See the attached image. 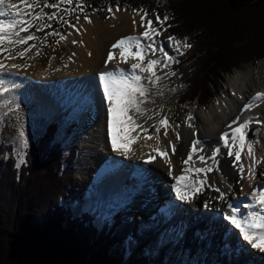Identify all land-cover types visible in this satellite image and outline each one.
I'll return each instance as SVG.
<instances>
[{
    "label": "bare ground",
    "instance_id": "obj_1",
    "mask_svg": "<svg viewBox=\"0 0 264 264\" xmlns=\"http://www.w3.org/2000/svg\"><path fill=\"white\" fill-rule=\"evenodd\" d=\"M142 16L140 13L114 8L105 19L91 15L88 17L91 20L89 23L81 18L63 41L64 46L69 50L67 63L56 65L53 62L49 68L32 69L22 63H15L14 57L6 63L1 60L0 63L5 64V68L0 70V88L5 92L17 86L22 88L27 86L29 94L42 106L48 107L52 99H57L65 111L71 110L73 116L79 114L82 120H85L89 125V133L86 134L82 155L77 159L78 188L83 193L81 199L87 201L99 197L102 186L108 198L111 196L119 198L116 191L118 188L127 190V198L130 199L126 204L127 208L130 207L131 202L136 203L137 206L125 211L126 225L123 235L126 236L128 245L133 246L130 251L134 254H138V249L143 248L141 245L147 241L146 243L151 247L160 249L158 254L162 253L169 264H232L226 262L229 259L235 261V264H262L264 253L260 252L259 248L253 249L241 235L240 245L237 243L238 240H231L226 251L219 250L216 239L217 232L222 228L220 225L218 230L221 214L225 226L223 234L226 233L223 246L228 244L227 236L230 234H227V231L233 228L226 219L231 214L228 204L237 206L244 214L247 209L245 205L252 203L249 196L253 189L258 190L264 182V123L263 126L258 125V118L264 117V98L253 99L256 93H264V72L260 71L259 67L245 65L230 75L222 96L207 108L192 114L191 119H186L178 132L173 123H169L170 130L168 122L164 125L160 124L159 131H154L147 124L141 123L137 112H131L130 115L140 127L114 128L117 148L127 150L126 154L114 151L111 138L107 135V102L103 99V88L99 83L100 74L105 71L130 72L133 63H141L146 67L147 55L153 52L147 50L149 44L156 49L154 52L163 48L168 57H171L169 55L171 43L168 38L159 42L157 34L152 35L151 40L138 35ZM15 18L17 17L10 15L0 16V21L7 24ZM148 26V28L152 27ZM125 37L139 38L142 58L132 59L137 49L134 43L129 42L127 60H121L120 48L113 49L112 45ZM109 51L113 53L112 60H108ZM159 56H164V53L160 51L156 60ZM13 64L17 67H11ZM158 68L159 64L153 67L157 76H159ZM140 75L145 77L141 83L148 89L149 94V88L157 87L158 82L151 83L146 78L148 73H140ZM245 104H249L250 107L244 109ZM144 105L142 104V108H145ZM96 116H98L97 120ZM233 120H237L233 127L248 122L247 134L251 129L261 128L260 133L253 140L246 135L245 144L239 149V159L235 154L228 155V147H225L220 139L224 133H228L229 145L235 149L232 145V130L228 127ZM92 121L97 122L96 125H93ZM177 135L179 139H176ZM193 139L200 140L201 143L189 163L185 165L183 161L188 159ZM249 143L252 144V156L249 155ZM205 146H208V149ZM217 149L219 151H215ZM201 155L205 157L203 162L199 159ZM253 158L256 160L253 169L255 178L248 171L253 165ZM241 165L244 169L243 173L239 171ZM208 167L213 170L199 173L195 171L197 168ZM185 168L191 169L186 175L183 171ZM142 176L149 181V185L140 193L141 198H130L132 193L130 189L135 184L134 178L139 180ZM178 176H185L189 181H199L202 190L197 192L182 187L181 191H185L184 195L188 196V200L178 199L173 187ZM156 183L161 184V192L157 191ZM181 183L183 184V181ZM220 192L225 194L224 199L220 198ZM244 197L248 198L247 203L239 200ZM85 201L82 202V206ZM206 202L208 207H205ZM192 204L196 206L190 207ZM184 213L190 215L189 219L183 218ZM195 216L197 220L194 226L190 227ZM200 221L208 224H202ZM182 224L186 225L185 229ZM138 225L140 235L136 234ZM208 227L210 231L205 234L203 230ZM152 228L154 235L150 236L149 232ZM167 232L171 234L170 237ZM182 232L179 241L173 245L177 240L175 235ZM233 234L239 235L235 231ZM194 235L196 240H193ZM198 237L200 240H197ZM160 240H170L171 244L160 245ZM188 240L193 241L192 249L188 246ZM196 242L199 244L196 245ZM255 242L264 246V240ZM136 246L139 248L136 249ZM244 256L246 257L243 259ZM220 257L222 260L218 263ZM173 259H175L174 263L171 262Z\"/></svg>",
    "mask_w": 264,
    "mask_h": 264
},
{
    "label": "trees",
    "instance_id": "obj_2",
    "mask_svg": "<svg viewBox=\"0 0 264 264\" xmlns=\"http://www.w3.org/2000/svg\"><path fill=\"white\" fill-rule=\"evenodd\" d=\"M81 1L88 14L121 7L170 16L167 35L191 45L171 68L169 89L180 109L205 107L225 76L247 62L264 63V0ZM58 132L57 122L48 124L23 164L11 143L0 142V264H153L150 257H125L115 233L122 218L99 230L88 212L74 218L62 204L75 183L77 146L66 150Z\"/></svg>",
    "mask_w": 264,
    "mask_h": 264
},
{
    "label": "rangeland",
    "instance_id": "obj_3",
    "mask_svg": "<svg viewBox=\"0 0 264 264\" xmlns=\"http://www.w3.org/2000/svg\"><path fill=\"white\" fill-rule=\"evenodd\" d=\"M19 1V0H17ZM20 2V1H19ZM31 3L32 0H29ZM45 2L43 1H38L39 6L35 7L32 9L33 13L40 12L41 9H43L44 12V17L42 20H34L32 26L28 30V35H34L35 39L33 41H28L27 44H12L9 43L8 40H5L3 44H0V48H3L4 51H0V61L2 60L3 62H8L12 57L15 59V63H22L26 67H30L32 69H36L39 67L42 68H49L50 64L53 62L56 65L59 64H65L68 62V57H69V50L64 46L63 41L66 39L70 29L74 27L80 20L81 18H84L85 16L89 17L90 15H87V7L83 6L82 3L77 2V3H71V4H61L59 5L58 9H51V8H43ZM113 10V9H112ZM111 10V12H112ZM110 12V14H111ZM55 13V16L53 19L49 20L48 16L53 15ZM109 14V15H110ZM107 14H99L96 15L97 17H100L101 19H105ZM144 17V24L140 23V27L138 30V35L143 36L142 33L149 27L147 24L148 20L152 21L151 26L154 27L158 33H160V37L158 39L159 42H163L167 40V37L164 35V30L162 28V25L166 22L163 19L160 21H163L161 24L159 21L154 20L153 16L151 14H146L143 15ZM31 16L25 17V19H30ZM33 19V17L31 18ZM67 21V23H65ZM168 21V20H167ZM45 25H48L45 27ZM17 32H19V27ZM16 32V31H14ZM25 32L20 33V36H25ZM63 36L64 39H60V37ZM158 36V34H157ZM14 38V37H12ZM170 49H169V55L173 56L171 60L167 62V64L164 63L165 57L164 56H159L158 60L161 61L158 72L160 70V81H158L157 87H150L149 88V94L143 98L144 100V111L142 112H137L140 117V121L142 124H147L149 127H151L154 131H157L160 126V120L162 119H167L168 122V127L171 130L170 124L173 123L175 130L178 132L179 128L182 126V124L186 121L185 119L189 118L192 114L196 113L197 111H202L203 109L207 108L210 106L213 102L217 100L219 96H222L223 90L226 88V82L227 79L230 75L234 74L237 70L241 69L245 65H251L254 67H259L260 71L264 72V63L262 61H258L257 63H252V62H247L245 64H242L239 68L235 69L232 73L229 75L225 76L224 80L219 84L218 88V94L216 95L215 92V97L214 99L210 102L207 103V105L203 108L192 110V112L188 113L185 115L184 114L187 112L186 108H179L175 105V92L173 90L169 89V84L171 83V72H170V66L173 64V60H177L175 56H178L180 53L185 51L184 44L180 43L179 45H175L174 41H170ZM27 48L28 51L25 52L24 49ZM177 48H179V51H177ZM24 52V55L21 56L20 53ZM159 50L156 52H152L149 54L148 59H156L157 55L159 54ZM174 58V59H173ZM148 62V60H146ZM15 90L12 91H5L2 92V89L0 88V122L3 124L0 125V142H10L15 146L16 152L18 154L20 153H25L26 149H23L21 147V139L19 137V131L21 129L24 130L29 142L39 135H41L44 131V128L51 122V121H57L60 123V129L57 134V139L61 143H63L64 147L66 150L72 146L73 144L77 146L78 151H77V158L74 160V177H75V183L73 187L70 189V194L69 197L66 198L65 202L66 207L67 204L71 207L72 209V214L73 217L75 218L78 216L83 210H91L93 215H96V223L98 225L104 224L106 221L110 222L111 217H112V207L115 202L121 203L125 202L127 198V190H121V188L116 189L118 192V197L115 198V196H111L109 198H115L113 201L112 200H105L108 198L106 196V191L103 189V186L100 188L101 190V197L104 199L99 201H85L83 198V193L81 190L78 188V183L79 179L77 177V172L79 171V168H77V159L82 155L84 145L86 143V138H87V133H89V125L86 124L85 120H82L83 118L79 115L76 114L73 116L70 114V117L67 115L66 117L62 116V114L59 112V110L56 108L55 111L50 112L47 111V109L53 108L54 106L57 107L63 106L59 104L57 99H52V102L48 105V107L42 106L40 102L32 95L29 94V90L27 86H24L23 88L20 86L15 87ZM14 89V88H10ZM216 89V88H214ZM214 93V91H212ZM58 103V104H57ZM65 112V109H64ZM78 117L76 120V124L73 126L71 125V119H74L75 117ZM258 125L263 126L264 123V117L261 116L258 118ZM97 122L92 121L93 125H96ZM167 124V123H166ZM256 129H259L258 134L261 131L260 127H257ZM254 132V130H252ZM178 136V135H177ZM248 136V135H247ZM257 137V136H256ZM178 139V138H176ZM255 139V138H254ZM250 140H253L250 138ZM167 141V140H166ZM206 149H208V146H205ZM157 185V191L160 190L161 192V184L156 183ZM159 192V193H160ZM99 196V198H101ZM164 196H162L163 198ZM166 198V197H165ZM91 199V198H90ZM85 201L84 206H82V202ZM128 200L126 201L125 204H127ZM153 203V202H152ZM190 205V207L194 208L196 204ZM198 206V205H197ZM119 208H116V211L119 210ZM198 211V210H196ZM115 213V212H114ZM113 213V214H114ZM222 215L220 214V217ZM190 215L187 213L186 216L183 218H188L189 219ZM197 217L192 218V222L190 224L191 226H194ZM125 219L123 218L121 225L116 229V234H118L119 241H118V246H123L125 248V253L127 255H130V259H136L138 263H140L145 257H150L151 260H153V264H166L167 260L164 258L163 254H158L160 253V249H157V247L153 248L151 247L148 243L142 244L141 246L143 248H139V246H136V249H138L139 253L134 254L133 251H130V248L133 246L128 245L129 242H127L126 236L123 235V229L125 227ZM156 219H159L156 217ZM193 219H196L195 222ZM220 218L219 221V226L222 224V228L219 230L216 242L217 246L219 245V250L222 249V243L220 242L222 232H223V227L224 223L223 220ZM102 220V221H101ZM103 220H105L103 222ZM139 220V217H138ZM160 220V219H159ZM206 221V220H205ZM205 221H200L202 224H208ZM157 222V221H156ZM160 224V223H159ZM197 226V225H196ZM138 230H136V234L140 235L139 233V225H138ZM196 228V227H195ZM145 230V229H143ZM191 230V228H190ZM210 231V228H206V230H203L205 234L206 232ZM152 230H150L149 235L153 236ZM191 232V231H190ZM134 237V236H133ZM196 240L195 235L193 236V240ZM140 242V236L138 238ZM197 240H200V237H198ZM133 241V240H131ZM171 244L170 240H160L159 244ZM199 244V242H196ZM236 245V242H234ZM132 245H135L134 243H131ZM233 244V243H232ZM188 246L193 248V241L188 240ZM189 247V248H190ZM208 247V246H207ZM200 248V247H199ZM196 249H194L195 251ZM243 254V253H242ZM198 255V253H197ZM184 256V255H183ZM246 256L243 257V259ZM199 258V257H198ZM251 258H254L251 256ZM195 259V257H194ZM221 263V257L218 259ZM224 261V260H223ZM172 263L175 262V259L171 261ZM169 264V263H167ZM171 264V263H170ZM176 264V263H174Z\"/></svg>",
    "mask_w": 264,
    "mask_h": 264
},
{
    "label": "snow or ice",
    "instance_id": "obj_4",
    "mask_svg": "<svg viewBox=\"0 0 264 264\" xmlns=\"http://www.w3.org/2000/svg\"><path fill=\"white\" fill-rule=\"evenodd\" d=\"M73 0H58V3H48L45 0L43 8H51V9H58L59 5L61 4H71ZM20 4L23 5V8L17 7L12 0H0V16L10 15L13 17H17L15 19L10 20L7 24L3 21H0V44H3L5 40H8L9 43L12 44H27L28 41H33L35 39L34 35H27V36H20L22 32H28L29 28L32 26L34 20H42L44 17L43 9L40 12L33 13L32 9L38 7V0H32L30 3L29 0H20ZM119 10V8H117ZM111 12V9H109ZM33 17V19H25V17ZM55 16L53 15L48 16V19L51 20ZM85 21L91 22V20L85 16ZM157 21L161 24L163 21H160V17H156ZM169 19L168 16L163 18L164 21ZM67 23V21H65ZM135 24V21H133ZM141 24H144V17H141ZM148 25L152 24L151 20L147 21ZM48 25H45L47 27ZM19 27V32H14V30ZM157 34V30L154 27L147 28L142 35L147 38L148 40L152 39V35ZM14 37V38H12ZM60 39H64L63 36ZM169 41H174L175 45H179L181 42L176 40L174 37H169ZM134 43L136 46L137 51L135 54L132 55V59H137L141 57V45L139 42L138 37H125L116 41L112 45V48H120V57L122 61L127 60L126 52H128V43ZM75 43V41H73ZM185 48L191 47L190 44L187 42L184 43ZM147 50L155 51L156 49L152 48V44L147 45ZM0 51H4L3 48H0ZM25 52L28 51L27 48L24 49ZM159 51L164 53L165 60L164 63L167 64L168 60L172 59L168 57V54L165 52L163 48H160ZM179 51V48H177ZM21 56L24 55V52L20 53ZM108 60L113 59L112 51H109ZM142 58V57H141ZM173 62H176L173 60ZM161 63L156 59H149L147 62V66H143L141 63H133L131 65L130 72L118 71V72H108L105 71L100 74L99 76V83L102 85L103 88V99L107 102V135L111 138L112 141V148L114 151L121 152L126 154L125 149L117 148L116 146V137L114 133V128L117 126L121 128L129 127L135 128L140 127L130 115L131 112H142L144 109L142 108V104L144 103L143 98L147 96L148 89L141 83L145 77L140 75V73H148L149 75L146 77L151 83L155 84L158 82L161 77L157 76L156 73L153 71V67L157 64ZM11 67L15 68L17 65L13 64ZM5 68V64L0 63V70ZM171 75H176V73H171ZM264 98V93H256L253 99H261ZM250 107L249 104L244 105V109H248ZM191 119V117H189ZM239 117L237 118V120ZM237 120H233L232 124L228 125L229 128L232 130V145L235 146V149L229 145V141L227 139L228 133H224L220 139L224 142L225 147H228V155L232 156L235 154L237 159L240 157V150L242 149L245 140H246V129L248 128V122L240 123L239 126L233 127L237 123ZM167 123V119L160 120V124L164 125ZM146 131V129H145ZM159 131V129H157ZM19 137L21 139V147L23 149H27L29 145V140L24 132L23 129L19 131ZM179 139V135L177 136ZM201 143L200 140L193 139L191 141V150L188 152V159H185L183 163L187 165L191 160L193 154L197 151V146ZM249 155L252 156V144L249 143ZM173 150H175L173 148ZM215 151H219L218 149ZM25 153L19 154V163L23 164L25 162ZM166 158V154H165ZM215 158V154L213 159ZM150 159H155V157H150ZM199 159L203 162L205 157L201 155ZM256 160L253 158V165L249 167L248 171L250 174L253 175L255 178L253 169L255 167ZM19 166V165H17ZM213 169L211 167L208 168H197L195 171L199 172H211ZM185 175L191 171L189 168H185L184 170ZM239 171L243 173L244 169L243 166H240ZM171 174V172H170ZM183 181V184L181 183ZM199 181H189L185 178V176H178L176 177V184L173 186L177 198L183 201L188 200V196L184 195L181 191V188L184 189H192L194 191H201L199 187ZM216 191H220L216 189ZM225 194L220 192V198L224 199ZM250 199L252 200L251 204H246L245 208L254 209L258 206L259 211H249L246 215L241 213L237 206L233 204H228V208L231 210V214L226 217V219L233 225L235 228L239 229L240 235L243 237L244 241H247L248 244L251 245L253 249L259 248V251L264 253V246L258 245L255 241L256 240H264V190H257L253 189ZM208 203H205V207H208Z\"/></svg>",
    "mask_w": 264,
    "mask_h": 264
},
{
    "label": "water",
    "instance_id": "obj_5",
    "mask_svg": "<svg viewBox=\"0 0 264 264\" xmlns=\"http://www.w3.org/2000/svg\"><path fill=\"white\" fill-rule=\"evenodd\" d=\"M256 134H257V131H254V132H251L249 135L251 138H254L256 136Z\"/></svg>",
    "mask_w": 264,
    "mask_h": 264
}]
</instances>
